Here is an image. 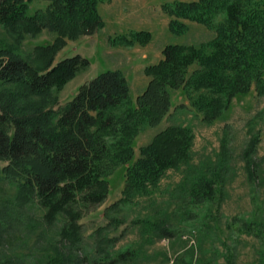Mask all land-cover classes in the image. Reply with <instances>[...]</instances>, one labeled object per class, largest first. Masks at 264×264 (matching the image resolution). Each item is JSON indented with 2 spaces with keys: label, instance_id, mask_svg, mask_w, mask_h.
<instances>
[{
  "label": "trees",
  "instance_id": "16d2710c",
  "mask_svg": "<svg viewBox=\"0 0 264 264\" xmlns=\"http://www.w3.org/2000/svg\"><path fill=\"white\" fill-rule=\"evenodd\" d=\"M34 0H0V26L9 42L0 45V178L14 184L18 204L39 203L44 218L53 222L63 213L55 264H117L135 256L132 249L109 254L114 238L97 228V254L91 262L73 256L79 243L76 204L102 202L108 194L106 176L133 158V140L145 125L155 127L169 112L171 95L183 88L202 120L211 122L227 110L239 94L254 88L264 95V0H176L163 4L174 34L187 30L186 20L214 25V36L198 46L166 44L162 56L143 68L147 82L131 105L130 87L119 69H106L82 84L59 104L58 92L89 60L79 54L55 61L66 39L93 34L103 27L100 0H45L47 5L29 13ZM47 29L49 43L36 44L23 55L27 36ZM148 30L110 37L112 44L141 45L151 40ZM196 67L189 72V68ZM193 134L186 126L171 124L140 146L139 156L125 169L121 196L104 209L110 215L139 196L150 194L167 169L186 166L180 196L201 203L223 188L229 172L225 143L215 162L193 164ZM250 140L243 155L254 172ZM156 237H172L176 230L152 223Z\"/></svg>",
  "mask_w": 264,
  "mask_h": 264
},
{
  "label": "rangeland",
  "instance_id": "374dc122",
  "mask_svg": "<svg viewBox=\"0 0 264 264\" xmlns=\"http://www.w3.org/2000/svg\"><path fill=\"white\" fill-rule=\"evenodd\" d=\"M176 0H100L98 11L103 27L93 34L66 39L55 61L79 54L89 60L58 92L64 105L78 88L97 73L119 69L127 78L131 105L144 88L147 77L143 68L162 56L166 44L184 43L195 46L205 43L215 34L223 13L215 17L212 26L186 20L187 30L174 34L168 29L170 16L162 8ZM189 1V0H186ZM45 0L30 3L29 13L43 9ZM133 30H148L152 37L146 44H112L110 37ZM55 33L44 29L36 36H27L19 51L27 55L36 44L51 42ZM5 28L0 26V45L9 42ZM196 67L193 64L189 72ZM186 126L193 134L192 163L215 162L225 143L229 172L223 188L210 200L190 203L180 196L179 184L188 169H167L158 186L150 193L110 213L115 223H108L104 209L118 200L125 179L126 166L139 156V148L147 144L160 129L171 125ZM250 140L254 172L245 167L243 152ZM133 158L117 166L106 176L107 197L100 203L76 204L79 211V243L73 256L86 257L91 262L97 254L96 230L104 232L113 243L109 254L132 249L133 259L117 264H264V95L254 88L239 94L229 108L211 122L202 120L201 113L191 104L184 89L174 90L171 107L155 127L145 125L133 142ZM45 208L39 203L18 204L14 184L0 178V264H55L50 260L60 238L61 227L68 222L59 214L49 223ZM152 223L175 229L172 237H156Z\"/></svg>",
  "mask_w": 264,
  "mask_h": 264
},
{
  "label": "crops",
  "instance_id": "0c3cea01",
  "mask_svg": "<svg viewBox=\"0 0 264 264\" xmlns=\"http://www.w3.org/2000/svg\"><path fill=\"white\" fill-rule=\"evenodd\" d=\"M160 58H161V57H160ZM160 58H159V59H160ZM159 59H158V60H159ZM149 64H150V63H149ZM144 67H145V66H144ZM129 87H130V86H129ZM130 89H131V87H130Z\"/></svg>",
  "mask_w": 264,
  "mask_h": 264
}]
</instances>
